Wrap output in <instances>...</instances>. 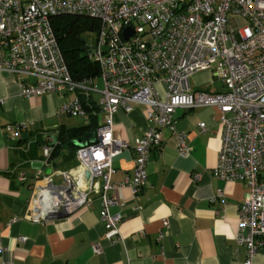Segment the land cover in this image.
I'll return each instance as SVG.
<instances>
[{
	"label": "built area",
	"instance_id": "2783aa9c",
	"mask_svg": "<svg viewBox=\"0 0 264 264\" xmlns=\"http://www.w3.org/2000/svg\"><path fill=\"white\" fill-rule=\"evenodd\" d=\"M64 14L85 15L100 23L88 56L99 64L101 91L98 77L76 81L70 73L52 24L54 16ZM231 14L246 24L232 27ZM127 28L131 34L126 38ZM0 71L21 80L24 97L100 92L102 121L96 140L78 147L75 172H61L59 183L45 177L42 169L36 172L33 207L38 219L88 207L98 193L105 237L121 241L122 214L111 208L123 203L109 193L127 184L137 197L146 185L149 154L164 142V128L176 135L180 155L192 152L185 134L176 128V109L215 107L223 137L214 175L244 182L250 190L239 205L235 235L247 248L244 264H254L255 256L264 251V0H0ZM202 71L211 72V84L219 80L221 88H194L191 80ZM134 103L146 106L150 126L130 143L115 136L113 114L121 108L131 110ZM59 112L88 118L79 96ZM22 127L9 124L6 130ZM200 128L206 131V123ZM56 142L46 137L44 163L51 159ZM130 147L134 174L115 184L113 159ZM163 223L166 229L168 220ZM93 250L102 253L101 244L94 243Z\"/></svg>",
	"mask_w": 264,
	"mask_h": 264
},
{
	"label": "crops",
	"instance_id": "0c3cea01",
	"mask_svg": "<svg viewBox=\"0 0 264 264\" xmlns=\"http://www.w3.org/2000/svg\"><path fill=\"white\" fill-rule=\"evenodd\" d=\"M213 78L209 71L195 74L194 88L220 89L211 84ZM96 93L89 97L97 104ZM76 96L78 92L24 97L21 80L0 71V264L245 263L247 248L237 243L235 235L238 208L250 190L244 182L214 175L223 137L215 107L176 109V128L185 134L192 152L180 155L176 135L164 128V142L149 154L146 185L137 197L127 184L109 193L123 203L111 208L122 214L121 241L105 237L98 193L88 207L63 217L38 219L33 207L36 172L42 169L45 177L59 183L61 172H75L79 165L76 156L69 158L68 147L60 148L47 163L42 151L47 136L57 140L61 128L90 121L59 112ZM101 121L100 117L97 127ZM201 122L206 123V131L201 130ZM113 123L115 136L133 143L150 126L147 108L134 103L131 110L118 109ZM9 124L23 127L10 132ZM134 157L132 147L114 157L113 183L122 184L133 176ZM164 220L169 222L166 229ZM20 236L26 239L20 241ZM94 243L101 244L102 253L94 252ZM254 264H264V251L255 256Z\"/></svg>",
	"mask_w": 264,
	"mask_h": 264
},
{
	"label": "trees",
	"instance_id": "16d2710c",
	"mask_svg": "<svg viewBox=\"0 0 264 264\" xmlns=\"http://www.w3.org/2000/svg\"><path fill=\"white\" fill-rule=\"evenodd\" d=\"M52 24L73 79L82 81L87 78L99 77L101 71L99 64L89 59V51L84 50V48L86 47V33L98 31L100 23L85 15L64 14L54 16ZM89 95L88 92H78L90 121L72 128H61L52 157L60 148L68 147L70 148L69 158H74L79 147L77 141L86 137L89 132L97 127L101 117L99 114L100 105L91 101Z\"/></svg>",
	"mask_w": 264,
	"mask_h": 264
},
{
	"label": "rangeland",
	"instance_id": "374dc122",
	"mask_svg": "<svg viewBox=\"0 0 264 264\" xmlns=\"http://www.w3.org/2000/svg\"><path fill=\"white\" fill-rule=\"evenodd\" d=\"M229 20L231 22V26L234 27V28H237L239 26H242V25L246 24V21L239 15H232L231 14V15H229ZM96 39H97V32L88 31L86 33V35H85V45L90 47L91 49L94 48L95 45H96ZM96 81H97V84H98V91H101L103 89V81H102L101 77L99 76ZM191 82H192V85L194 86L193 78H192ZM215 83L214 84L216 86L221 84V82L219 80H215ZM99 93H96V96L100 95ZM76 120L78 122L81 121L79 118H76Z\"/></svg>",
	"mask_w": 264,
	"mask_h": 264
},
{
	"label": "water",
	"instance_id": "95a60500",
	"mask_svg": "<svg viewBox=\"0 0 264 264\" xmlns=\"http://www.w3.org/2000/svg\"><path fill=\"white\" fill-rule=\"evenodd\" d=\"M129 30H130V28H127L126 31L124 32L126 38L129 37V35L131 34V32ZM90 49L91 48L88 47V46H86L84 48V50H86V51H89ZM104 51H106V49ZM95 140H96V133L95 132H90V133L87 134L86 137L79 139L77 141V145L83 146L85 143L94 142ZM85 175H86V177H89L90 174H89V172H85ZM67 215H69V213L62 212V211H59V212H50V213H48L45 216V219L58 218V217H63V216H67Z\"/></svg>",
	"mask_w": 264,
	"mask_h": 264
}]
</instances>
